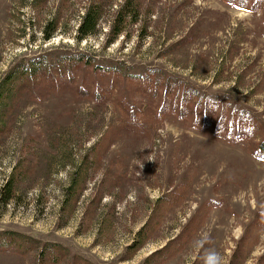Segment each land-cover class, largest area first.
<instances>
[{"label":"rangeland","instance_id":"rangeland-1","mask_svg":"<svg viewBox=\"0 0 264 264\" xmlns=\"http://www.w3.org/2000/svg\"><path fill=\"white\" fill-rule=\"evenodd\" d=\"M134 1L137 11L123 16V33L109 41L125 0H40L39 7L0 0V80L24 62L46 68L61 84L64 59L85 55L117 69L128 103L142 107L141 129H123L127 112L118 91L98 104L76 86L49 89L44 75L22 84L0 134V189L19 177L15 198L0 197V232L28 236L36 246L26 254L0 251V264H40L38 253L49 244L65 248L59 264H73L75 255L93 264H144L211 200L217 205L197 238L164 264H208L213 252L222 264H264V160L247 141L199 133L188 119H151L145 112L156 115L157 104L128 90L132 76L155 70L165 82H185L197 99L264 121V6L253 12L224 0ZM92 3L104 7L101 30L80 39L77 27ZM55 18L59 30L45 40ZM116 130L120 137L106 154L92 150ZM174 194L185 201L161 220L153 240L123 260L158 198Z\"/></svg>","mask_w":264,"mask_h":264},{"label":"trees","instance_id":"trees-1","mask_svg":"<svg viewBox=\"0 0 264 264\" xmlns=\"http://www.w3.org/2000/svg\"><path fill=\"white\" fill-rule=\"evenodd\" d=\"M39 1L40 0H33L32 6L39 7ZM224 1L253 12H256L257 9L264 6V0ZM137 5L138 3L134 0H125L119 8L115 20L110 22L111 36L109 37V41H113L118 35L123 33V31L118 30L122 18L123 16H127L131 11H137ZM103 12L104 7L98 3H92V5L86 8L77 27L80 39L100 33ZM59 27L60 20L59 18H55L48 24V27L44 29L45 40H49L52 35L59 30ZM61 66L63 67L59 72L61 84L58 81H54V78L50 76L52 75L51 72H48L46 68L37 67L36 64L28 67L24 62H21L18 66L11 68L8 73L5 74V77L0 80V134L3 128L6 127L5 112L7 111L8 105L12 104L19 96L18 93L21 91L22 84L27 80L31 81L32 78L43 75L48 78L50 77L52 80L51 84L49 81V89L52 85L61 90L69 88L68 86H76L77 89L75 90L80 97L87 98L98 104L106 103L113 97L116 91L120 92V97L123 99L121 105H123L124 113L127 112V123L123 129H141L138 113L142 112V107L140 105L136 109L128 103L125 95L127 90H122L127 82L121 80V76H119L117 69L102 67L85 55L68 57L64 59L63 65ZM40 70L41 72H38ZM54 72H57V68H55ZM156 73L157 72L154 70L147 75L132 76L130 89H128L130 92H133L134 89L137 90L136 92H141L144 96L143 98H147L154 106L157 104L156 108L158 112L156 115L153 114L152 108L145 112L151 119L156 121L170 113L183 120L188 119L193 128L199 133L212 135L214 137H224L230 140L232 139L233 141H247L248 148L255 158L264 160V139L261 138L258 147H256L253 142L256 137H260V135L261 137L264 136V121L257 120L247 112L229 111L225 105L218 100L212 102L204 100L203 98L197 99L196 92H193L185 82L181 80L174 81L173 79L165 82L164 79L159 77ZM89 80L90 83H88ZM80 82L83 84L78 86ZM162 87L164 91L161 89ZM104 136H106V138L103 140L102 145L94 146L92 149L93 151H99L98 154L100 155L106 154L111 147L112 141L120 137L118 130L112 134V137H110V135ZM107 138H109V140H107ZM79 173L80 169L73 179L74 183L69 187L70 192H73V196H76L74 195V189L79 182L77 179ZM18 179V176H16L15 179L11 176L6 182V185L0 189V197L1 199L4 198L5 203L15 198L18 183L14 182V180L16 181ZM76 200L77 198L74 199L73 205ZM184 201L183 194H174L172 197L169 196L168 198H158L152 215L146 220L144 226L139 229L136 237L133 238L134 240L127 247L123 260H130L137 252L144 248L147 243L153 240L161 227V220L170 213L176 205ZM216 205V202L212 200L203 203L189 219V223L174 237L175 239L171 240L166 246L160 248V250L149 255L144 264L168 263L175 259V257L184 253L188 246H190V243L197 238L198 232L204 227L210 208ZM104 224L106 225V223ZM260 228L264 229V224L263 227ZM35 246L36 244L33 242V239L28 236L24 237L13 231L0 232L1 252L26 254ZM65 251V248L59 244H49L39 251V263L59 264L63 261V258L65 259L66 257ZM73 264L93 263L83 259L79 255H75Z\"/></svg>","mask_w":264,"mask_h":264},{"label":"clouds","instance_id":"clouds-1","mask_svg":"<svg viewBox=\"0 0 264 264\" xmlns=\"http://www.w3.org/2000/svg\"><path fill=\"white\" fill-rule=\"evenodd\" d=\"M208 264H222V257L219 253L213 252Z\"/></svg>","mask_w":264,"mask_h":264}]
</instances>
